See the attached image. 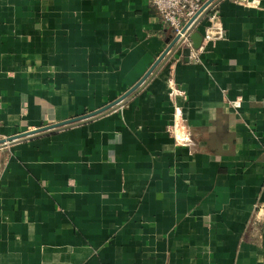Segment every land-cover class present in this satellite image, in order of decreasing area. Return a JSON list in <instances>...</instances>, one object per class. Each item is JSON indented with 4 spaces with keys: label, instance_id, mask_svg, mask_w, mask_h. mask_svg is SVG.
I'll return each mask as SVG.
<instances>
[{
    "label": "crops",
    "instance_id": "1",
    "mask_svg": "<svg viewBox=\"0 0 264 264\" xmlns=\"http://www.w3.org/2000/svg\"><path fill=\"white\" fill-rule=\"evenodd\" d=\"M215 10L122 106L0 147V264H264V0ZM172 36L148 0H0V141L106 107Z\"/></svg>",
    "mask_w": 264,
    "mask_h": 264
},
{
    "label": "built area",
    "instance_id": "2",
    "mask_svg": "<svg viewBox=\"0 0 264 264\" xmlns=\"http://www.w3.org/2000/svg\"><path fill=\"white\" fill-rule=\"evenodd\" d=\"M149 3L157 10L161 20L171 27L174 35L178 36L176 43L180 42L178 49L187 44V30L192 26L194 21L202 14L204 9L209 6L213 0H148ZM214 5L202 20L207 21L203 42H209L223 37L222 29L217 24L219 14ZM202 22V21H201ZM200 22V23H201ZM198 23V25L200 24ZM176 50V51H177ZM42 125L32 131L46 127Z\"/></svg>",
    "mask_w": 264,
    "mask_h": 264
},
{
    "label": "water",
    "instance_id": "3",
    "mask_svg": "<svg viewBox=\"0 0 264 264\" xmlns=\"http://www.w3.org/2000/svg\"><path fill=\"white\" fill-rule=\"evenodd\" d=\"M219 1L220 0H213V2L204 9L202 14L194 21L192 26L187 30L186 35L190 34V32L198 25V23H200L202 21L203 17L210 11V9L214 5H216ZM172 35L173 36H172L171 41L168 42L167 48L160 55L156 64L150 69V71L134 87H132L122 97L118 98L117 100L113 101L112 103H110L106 107H104L98 111H95L93 113H89V114L83 115L81 117L71 119L69 121H65V122H61V123H55L53 125H48L46 127L40 128V129L35 130V131H30L27 133H23V134H19V135L13 136V137H9L8 139L1 140L0 141V147L6 146L7 144H12V143L19 141V140H28V139H31L33 137H37V136H41V135H45V134H50V133L56 132V131L61 130V129H65V128L75 126L79 123L91 120L93 118H96V117H99L102 115H105L106 113H109L112 110L122 106L124 103L127 102L128 98L130 97V94L134 90H136L137 88L141 87L145 82H147V80H149L151 75H154L158 71V69L177 50L180 42L176 43L178 36L174 35V31H172ZM189 51H190L189 48H184L183 49V55L187 57L189 55Z\"/></svg>",
    "mask_w": 264,
    "mask_h": 264
}]
</instances>
